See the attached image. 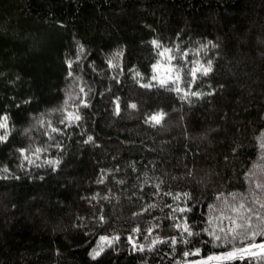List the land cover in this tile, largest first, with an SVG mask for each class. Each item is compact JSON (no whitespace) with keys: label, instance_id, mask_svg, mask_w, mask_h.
Masks as SVG:
<instances>
[{"label":"trees","instance_id":"obj_1","mask_svg":"<svg viewBox=\"0 0 264 264\" xmlns=\"http://www.w3.org/2000/svg\"><path fill=\"white\" fill-rule=\"evenodd\" d=\"M4 116L0 264H177L264 241V0H0Z\"/></svg>","mask_w":264,"mask_h":264},{"label":"snow or ice","instance_id":"obj_2","mask_svg":"<svg viewBox=\"0 0 264 264\" xmlns=\"http://www.w3.org/2000/svg\"><path fill=\"white\" fill-rule=\"evenodd\" d=\"M154 46L156 47H160V45L156 42V41H153L152 42ZM169 50L168 49H165L164 53H161V55H165ZM173 57H169V59H172ZM70 66V65H69ZM156 66H154V69H155ZM169 71H171V69H169ZM211 71V62H209L208 66L207 67H204L203 65H199L198 67H196L194 70H193V78L195 79V76H196V73L197 72H202L203 75H207L209 72ZM71 75V73H69ZM155 79V77H154ZM177 79H179V77L177 76ZM166 81L164 80H161L160 83L161 85L165 84ZM145 87H148V85H144ZM176 91H180L179 88L176 89ZM193 95H195V93H193ZM132 107H135V105H132ZM74 119H80L79 116H75ZM153 122L155 123H160V120L162 119V115L161 114H157L155 116H152L150 118ZM7 122H8V117L7 116H4V117H0V129H6L7 128ZM7 139V134L5 133L4 135H0V142L2 141H5ZM89 140H91V137H89ZM261 147H264V144L261 145ZM39 151V149L37 150ZM4 171H7V169H4ZM243 207V206H241ZM183 211V210H181ZM233 223H235V221H233ZM239 227V225H238ZM184 230L186 232H188V227L187 225L184 226ZM189 235H192L191 232H188ZM217 240L220 239L219 236L216 237ZM102 241H105L107 240V238L105 237H102L101 238ZM109 243H111V241H108ZM173 243H175V240H173ZM251 248H259L260 249V252H253L251 251ZM103 247L101 246L99 248V250H94L90 255L92 256V259H96L98 256H100V254L103 252ZM195 254H199V250H197V252ZM244 254H247L249 256H264V244H261V245H251L250 248H243V249H238V250H234V251H230L222 256H210L208 257V260L207 261H200L198 262V264H208L209 261H213V260H216V261H225V260H235L237 258L239 259H244L245 256ZM189 255V253H185V256Z\"/></svg>","mask_w":264,"mask_h":264},{"label":"rangeland","instance_id":"obj_3","mask_svg":"<svg viewBox=\"0 0 264 264\" xmlns=\"http://www.w3.org/2000/svg\"><path fill=\"white\" fill-rule=\"evenodd\" d=\"M155 66L156 67L154 69V73H155V76L158 80H160V81L161 80H167V79H170L173 77L172 70L169 71L170 67L165 62V59L163 57L160 58V61ZM261 244H264V241L253 243L250 245H246V246H243L239 249L250 248L251 245H261ZM232 251H234V250H232ZM251 251L260 252V249L259 248H251ZM196 252H197V250L193 251L189 256H186L185 259L181 260L177 264H198V262H200V261H207L208 257H210V256H222V255L228 253V252H224V253H216V254L207 255V256H201L199 254L198 255L195 254ZM244 256H249V255L244 254ZM225 261H229V260H225ZM225 261L213 260V261H209L208 264H218V263H222Z\"/></svg>","mask_w":264,"mask_h":264}]
</instances>
